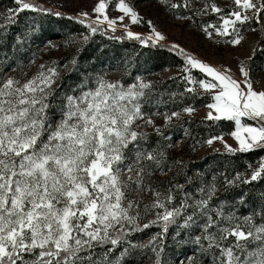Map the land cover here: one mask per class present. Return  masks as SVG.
<instances>
[{
	"label": "snow or ice",
	"instance_id": "1",
	"mask_svg": "<svg viewBox=\"0 0 264 264\" xmlns=\"http://www.w3.org/2000/svg\"><path fill=\"white\" fill-rule=\"evenodd\" d=\"M160 3L174 15L182 7L189 14L177 18L193 24L198 16L216 14L217 22L197 27L218 45H241L244 32L255 31L253 24L264 33V0H231L228 8L215 0H205L202 7L194 0ZM110 6L120 15L110 16ZM25 10L66 15L36 0H14L13 7L0 12V31L17 23ZM68 18L92 34L120 28L123 34L112 39L127 37L176 51L184 60L181 71L187 74L180 77L185 89L179 95L207 93L212 102L206 105L205 119L234 122L230 135L237 146L224 142L226 151H264V85L256 87L260 81L253 78L251 66L257 49L264 51V40L254 43L251 54L239 60L236 77L228 66L209 64L178 43L169 45L151 20L147 35L131 30L125 19L139 24L143 18L128 0H96L91 11L81 10ZM89 38L82 35L80 42ZM49 46L58 47L51 42ZM34 57L35 53L31 63ZM70 63L75 69L76 58ZM55 64L41 63L23 80L0 75V264H121L135 249L150 251L153 264H206L205 258L210 264H264V193L241 215L236 204H246V194L233 203L213 204L218 191L215 175L197 189L199 198L179 183L169 181L165 188L163 182H152L157 172L171 171L166 148L172 145L151 146L144 129L150 126L162 136L174 117L195 112L192 105L165 112L164 125H158L152 119L157 113L144 111L154 100L152 81L137 76L136 82L125 85L97 73L65 90L57 84L60 73ZM191 69H199L205 78L197 79ZM169 96L174 101L177 93ZM214 140L223 142V136L213 135L204 142L211 145ZM258 180H264V156L243 174L237 172L231 179L225 175L224 184L235 187ZM153 226L159 231L146 243L129 239L131 233ZM170 226H175L171 233ZM169 235L176 247L194 245L192 254L182 253L183 260L166 259ZM118 246L122 250L114 256Z\"/></svg>",
	"mask_w": 264,
	"mask_h": 264
},
{
	"label": "trees",
	"instance_id": "2",
	"mask_svg": "<svg viewBox=\"0 0 264 264\" xmlns=\"http://www.w3.org/2000/svg\"><path fill=\"white\" fill-rule=\"evenodd\" d=\"M13 6L14 0H0V8L6 9ZM69 16L71 15L66 14L57 17L28 10L21 12L17 23L11 25L6 32L0 31V64H3L6 59H12L14 63L20 62V60L25 58L26 55L24 56V54L31 51L29 45L24 48L25 51L23 52L25 53L19 52L15 47V39L17 37H14V34H18L19 37H25L22 31L25 24H27L30 25V28L36 29L29 32V42L36 40L40 44L54 37L70 40L73 36L81 38L82 35H89L90 38L87 42L81 43V39H79L78 43L72 48L71 56L76 58L77 63L75 69L71 65L69 73L63 75L60 84L61 88L68 89L73 87L81 83L82 80H86L89 76L98 73L104 61L109 64L119 62L121 65H125L127 61V66L131 68V78L138 74L151 75L167 68H176L179 71L176 75L163 81L160 86L155 87L156 91L152 93L155 94L153 101L163 100L164 103L159 104L162 109L168 112L181 111L187 105L198 108L212 101L208 94L195 97L191 96V94L179 95L185 89V81L180 77L187 74L181 71L184 60L176 51L169 50L168 47H160L159 45L153 46L151 43L141 45L138 41L129 40L127 37L122 40L111 38L112 36L122 35V33L104 31L102 34L101 31H98L92 34L89 33L85 25L80 24L77 20L69 19ZM18 39L20 40V38ZM251 66L255 71L264 68V51L259 49L256 51ZM191 74L197 79H202L206 75L200 73L199 69H191ZM173 92L177 93L174 101L169 96ZM160 93L164 97H161ZM151 111L152 108L148 110V112ZM183 123L189 125L192 130L191 144H195V148L203 146L205 144L204 141L209 139L210 136L229 134L235 127L233 121L221 120L212 122L200 117H189ZM147 132L150 136L149 144L155 146L162 141L167 131L163 132L162 136L157 135L155 132ZM196 141H199V143L196 144ZM261 156V150L236 153H228L227 151L207 153L201 159L187 160L176 180L177 183L184 186V191L190 193L194 198H199L197 189L211 182L215 175L220 192L214 198L213 204L219 201L233 203L237 201L239 195L246 194L245 200L247 203L236 204L239 214L244 215L250 210V205L259 203L260 196L264 193V180L253 181L249 185L240 184L235 187H229L224 184V177L225 175L229 177L235 172L246 171L249 163ZM177 195L179 200L180 193ZM174 227L170 226V233ZM156 230L159 229L153 226L141 232H134L131 233L129 239L132 241L141 240L145 234L149 235ZM170 236L165 240L168 245L166 252L173 253L176 252V249L172 247L174 245L173 241H169ZM121 250L122 246H118L114 250V256H119ZM140 254V250H132L130 254H126L122 258V263L133 264L135 261H140L142 258Z\"/></svg>",
	"mask_w": 264,
	"mask_h": 264
},
{
	"label": "rangeland",
	"instance_id": "3",
	"mask_svg": "<svg viewBox=\"0 0 264 264\" xmlns=\"http://www.w3.org/2000/svg\"><path fill=\"white\" fill-rule=\"evenodd\" d=\"M37 3L43 4L45 7L53 8L55 10L61 11L67 15L75 16L81 10L91 11V8L96 3V0H36ZM131 4L134 5L136 10L139 12L143 21L139 24H131L127 18L125 19V23L129 24L131 30L139 32L143 35H147L150 31L148 27L147 21L151 20L158 30L162 31L167 37V43L170 45L172 43H178L181 47H183L186 51L192 53L197 56L201 60L212 64L214 66L225 65L232 69V73L239 77L240 73L238 71V62L239 60L244 59L246 56L251 54V48L254 43L259 40H264V33L261 32L259 24H253L252 27L255 28V31L246 30L244 35L246 39L239 46H231L226 44H216L214 40H209L202 30L197 27V25L203 23H215L217 22L216 14L209 13L205 16L196 17V24H193L191 21L180 20L177 18L179 15H188L182 7L176 10V14H173V11H170L163 4L160 3V0H128ZM172 2H180L182 0H172ZM205 0H194L195 6H203ZM218 6L221 8H228L231 6V0H215ZM5 9L0 8V12H3ZM108 14L110 16H117L120 13L115 10L113 6H110L108 10ZM29 28L30 25L25 24L23 28V34L25 37H19L18 34H14V37L20 38V40L15 39L16 45L15 47L19 52L25 53L23 51L25 47H30L31 51L27 54H24L25 58L20 60V62L14 63L12 59H6L3 64H0V69H3V72H0V75L7 74L8 76H16L23 79H27L36 72L37 67L41 63L52 64V62H56L55 66L58 68L60 73V79L57 80V84H61V80L64 74L69 73L71 69V60L73 59L72 48L75 44L78 43L79 37L73 36L70 40H64L61 37H54L49 39L48 41L40 44L37 43L36 40H31L29 42ZM107 32H111L110 29L106 30ZM115 33H122L123 30L117 28ZM49 42L51 44L57 45L58 47L51 48L49 46ZM258 50V49H257ZM35 53L34 63L30 61L33 60V54ZM103 66L98 71L100 74H106V79L110 80H121L125 85L136 82L135 78L140 76L142 79L146 81H152L153 87L160 86L163 81L168 78L176 75L179 71L176 68H167L161 72L154 73L151 75H136L131 76V68L125 65H121L119 62L115 64H109L107 61L102 62ZM67 65V67L65 66ZM22 66V71L20 69ZM121 67H123L121 69ZM16 68V71L12 69ZM26 74V75H25ZM97 74V73H96ZM95 74L93 75V77ZM253 78L259 80L260 82L256 84L257 88H260L261 85H264V71L258 70L254 71L252 74ZM205 78V77H204ZM65 89V88H62ZM66 90V89H65ZM156 90V89H155ZM198 91H203L198 88ZM207 94V93H205ZM153 97L155 94H151ZM161 97H164L161 94ZM212 102V101H211ZM210 102V103H211ZM207 105V104H206ZM203 105L201 107L195 108V112L189 116L187 113L181 112V118L176 119L173 118L172 122L163 128V132L166 134L163 136L162 141H160V145H172V147L166 148L168 153V161L167 163L171 167V171H167L162 174L157 172L152 177V182H163L165 188L168 187V182L172 181L173 183H177V176L183 169L185 162L189 159L198 160L204 157L207 153L217 152V151H226L224 147V142L233 147H236L235 139L229 134H224L223 142L221 140H214L211 145L205 143L203 146L199 148H195L193 150V145L191 144V135L192 130L189 125L184 124L185 119L189 117H200L205 118L209 109ZM152 108L151 112L148 110ZM144 111L147 113H157L152 116V119L158 125H164L163 114L168 112L165 109H162L159 103L153 101L151 105H145ZM180 111V110H177ZM170 113V112H168ZM145 131L154 132L153 129L149 126L144 129ZM187 132V134H185ZM221 136V135H220ZM262 156H264V151H262ZM260 158V157H259ZM259 158L255 159L253 162L249 163L252 167H257ZM175 160L183 161L182 164L174 163ZM247 171V170H246ZM246 171L239 172L241 174ZM237 172L233 173L228 178L231 179L236 175ZM240 185V184H239ZM202 187V186H201ZM220 192V188L218 187V191L216 195ZM179 193V192H178ZM177 193V194H178ZM147 199V197H146ZM178 201V195H177ZM152 231L151 234L143 236L141 240L136 239L133 240V243H146L150 236L157 232ZM172 238L170 236L169 241L171 242ZM176 249V252H166V259H174L176 256H180L181 260L184 259L182 253H187L189 255L192 254L191 250L195 247L191 243L182 246L176 247L172 246ZM141 251L140 257L142 256L140 261H135L133 264H153V254L148 250L138 249ZM206 259V264H210V260ZM121 264H128L122 263Z\"/></svg>",
	"mask_w": 264,
	"mask_h": 264
}]
</instances>
